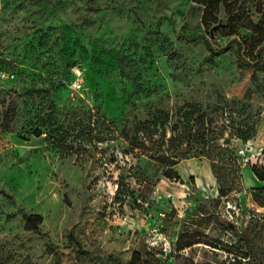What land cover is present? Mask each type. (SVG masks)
<instances>
[{"label": "rangeland", "instance_id": "rangeland-1", "mask_svg": "<svg viewBox=\"0 0 264 264\" xmlns=\"http://www.w3.org/2000/svg\"><path fill=\"white\" fill-rule=\"evenodd\" d=\"M258 1L0 0V264H264Z\"/></svg>", "mask_w": 264, "mask_h": 264}, {"label": "trees", "instance_id": "trees-1", "mask_svg": "<svg viewBox=\"0 0 264 264\" xmlns=\"http://www.w3.org/2000/svg\"><path fill=\"white\" fill-rule=\"evenodd\" d=\"M194 2L198 5H201L204 8L202 20L205 24L209 25L207 27H210V28L222 27L224 29L228 28L229 32H227L225 36H233L237 32L236 31L238 27V25H236L237 22L239 24L240 21L243 20L242 17L237 18V17L232 16L233 13L235 12L234 7L236 8L239 3H246L247 0H194ZM255 7L258 9L259 11L258 13L261 14V18L258 23H252L250 19H246V21L248 22L247 29L251 30L252 32V35L249 38V40L246 41L247 42L246 44H247V48L249 49H252L254 47H259L258 51L261 52V51H264V0H259L257 4L255 5ZM221 9H223V11L227 15H230L228 19L229 24L226 26H223V18L219 15ZM232 42H235L238 45V48L241 49L242 46L238 41L233 39ZM206 46L210 52L211 58H215L227 52V48L221 49L219 51H214L207 41H206ZM75 66H79L83 70L85 69L82 63L80 62L74 63L70 68L71 76H72V80L70 84L74 80L72 68ZM83 90L84 89H82V91ZM163 118H165V120H162L160 123V126L162 128H164L165 125L168 124L167 117H163ZM160 120L161 118H157L155 122H159ZM145 124L147 123H144V125ZM226 150L227 149H222L220 147L219 153L225 152ZM206 157L208 160H210V169L212 173L214 174V177L217 183L219 184V196L224 197L227 194L232 192V190L234 189V185L226 183L224 179L221 177V175L218 174L216 162L208 155ZM233 162H235V159L233 160ZM176 164H177L176 160L167 161V159L165 158L163 159L164 167L168 168V171L164 174L165 178L179 180L178 174L176 173V171L173 170V167L176 166ZM250 171L256 177L258 181L264 182V176L259 175L256 169V165H251ZM26 220H27V224L29 226H32L31 230H36L37 226L41 224V218L38 216H26Z\"/></svg>", "mask_w": 264, "mask_h": 264}, {"label": "built area", "instance_id": "built-area-1", "mask_svg": "<svg viewBox=\"0 0 264 264\" xmlns=\"http://www.w3.org/2000/svg\"><path fill=\"white\" fill-rule=\"evenodd\" d=\"M72 73L74 75V80L70 84V88L74 92H80L83 89L84 70L79 66H75L72 68ZM159 191H160V189L156 188L154 190V194H159ZM164 198L170 201V200H172V195L170 193H165ZM161 216H162V214H161ZM156 243L161 244V246L164 248V250L170 249L169 241H168L167 237L163 234H160L159 237H157Z\"/></svg>", "mask_w": 264, "mask_h": 264}, {"label": "crops", "instance_id": "crops-1", "mask_svg": "<svg viewBox=\"0 0 264 264\" xmlns=\"http://www.w3.org/2000/svg\"><path fill=\"white\" fill-rule=\"evenodd\" d=\"M251 172V171H250Z\"/></svg>", "mask_w": 264, "mask_h": 264}]
</instances>
